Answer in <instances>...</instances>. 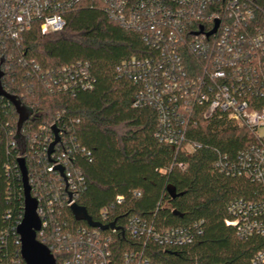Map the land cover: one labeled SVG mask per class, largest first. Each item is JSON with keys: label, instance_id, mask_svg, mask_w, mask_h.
<instances>
[{"label": "trees", "instance_id": "trees-1", "mask_svg": "<svg viewBox=\"0 0 264 264\" xmlns=\"http://www.w3.org/2000/svg\"><path fill=\"white\" fill-rule=\"evenodd\" d=\"M255 1L264 8V0ZM149 55L150 46L139 32L123 28L99 7L81 6L71 11L59 31L43 34L34 26L19 41L0 37L3 87L36 113L34 119L24 123L25 134H42L41 126L50 127L52 123L63 131L62 147L66 143L70 150L63 163L66 169L79 168L86 179L76 202L95 220H116L124 225L130 214H139L159 229L199 222L201 232L194 241L172 248L149 243L150 257L165 264H254L255 253L264 248V235L242 238L225 219L231 217L227 210L231 200H260L264 198V186L242 176L227 175L216 165L220 155L235 157L254 137L226 115H215L189 126V138L200 144L195 150L179 152L162 142L155 135L159 128L157 109L153 105L135 106L141 85L118 70L133 57ZM77 60L89 63L94 86L73 93L52 89L51 76ZM256 100L264 104V97ZM17 120L14 105L0 96V264H11L20 252L16 227L24 214V189L20 152L11 144ZM60 150V145L54 149L56 153ZM24 157L31 185L39 171L46 180L59 177L57 172L45 170L50 158L36 154L29 143ZM171 185L178 192L175 197L167 190ZM134 189H140L141 196H135ZM119 194L126 200L113 206ZM103 207L111 209L106 218L101 215ZM57 220H67L74 227L89 226L76 220L69 206ZM52 228L49 226L48 234ZM113 235L118 249L133 243L120 231ZM39 239L59 264L60 253L47 239Z\"/></svg>", "mask_w": 264, "mask_h": 264}, {"label": "built area", "instance_id": "built-area-1", "mask_svg": "<svg viewBox=\"0 0 264 264\" xmlns=\"http://www.w3.org/2000/svg\"><path fill=\"white\" fill-rule=\"evenodd\" d=\"M81 6L99 7L123 28L139 32L150 46L151 55L133 57L118 70L141 85L134 105L157 109L159 128L155 135L162 142L179 152L193 151L200 144L189 138V126L200 118L226 115L234 124L248 129L254 140L239 149L235 157L220 155L217 167L227 175L242 176L264 186V134L259 131L264 127V104L256 100L264 97V8L255 0H0V37L19 41L34 26L43 34L62 30L67 14ZM35 69H39L37 64ZM49 86L72 93L91 89L94 77L89 63L77 60L63 66L51 76ZM53 127L54 123L41 126L42 134L31 131L26 135L23 128L22 132L31 150L52 159L45 170L59 176L46 180L39 171L31 185L42 219L37 237L47 239L60 253L59 264H165L150 257L149 243L180 247L201 232L199 222L159 229L139 214H130L124 225L117 223L124 233L120 228L74 227L67 220L58 221L64 208L76 201L86 179L79 168L66 169L63 161L70 150L66 143L62 147V139L55 145H60L59 153L53 151L49 156L55 138ZM59 134H63L61 129ZM11 144L17 146L14 138ZM59 165L64 167L65 178L56 168ZM179 165L186 166L183 162ZM133 193L141 196L142 191L134 189ZM125 200V195H116L113 206ZM227 210L231 217L225 222L234 226L240 237L264 235V198H235ZM110 212L108 207L101 209L103 218ZM49 226H53L50 234ZM118 231L133 243L118 249L113 235ZM4 235L2 232L1 237ZM18 236L19 257L11 264H24ZM262 262L264 248L253 258L254 264Z\"/></svg>", "mask_w": 264, "mask_h": 264}, {"label": "water", "instance_id": "water-1", "mask_svg": "<svg viewBox=\"0 0 264 264\" xmlns=\"http://www.w3.org/2000/svg\"><path fill=\"white\" fill-rule=\"evenodd\" d=\"M3 60L4 57L0 59V96L7 97L14 105L18 113L17 130L14 135V139L17 142V146L20 152L18 162L22 174L24 189V214L21 222L17 226V232L20 235L21 240V255L24 259V264H57L56 258L51 249L47 244L39 240L37 237V231L41 228L42 219L38 212V199L32 194L28 167L24 157L27 148V142L26 137L22 132V128L24 123L29 118L34 119L36 117V113L33 107L23 103L22 100L16 95L8 93L3 87L2 78L4 76V71L1 68V63L3 62ZM53 129L55 138L50 144L48 151L49 156L53 153L55 145L61 139L59 129L56 125H54ZM50 160L52 161L51 158ZM56 168L60 170L62 176L65 178L63 165L56 166ZM167 190L172 197H175L178 194L176 188L172 185L168 186ZM72 198V193H69V200H72ZM70 209L76 220L86 221V223L91 227H97L102 230H106L109 228H120L124 233L123 226L118 225L116 220L106 223L101 220H95L89 214L87 208L83 205L78 204L76 201L71 203Z\"/></svg>", "mask_w": 264, "mask_h": 264}, {"label": "rangeland", "instance_id": "rangeland-1", "mask_svg": "<svg viewBox=\"0 0 264 264\" xmlns=\"http://www.w3.org/2000/svg\"><path fill=\"white\" fill-rule=\"evenodd\" d=\"M259 131H260L262 134H264V127H261V128L259 129Z\"/></svg>", "mask_w": 264, "mask_h": 264}]
</instances>
